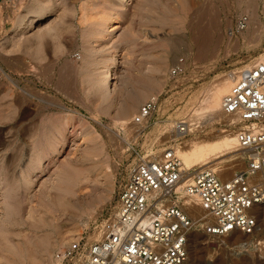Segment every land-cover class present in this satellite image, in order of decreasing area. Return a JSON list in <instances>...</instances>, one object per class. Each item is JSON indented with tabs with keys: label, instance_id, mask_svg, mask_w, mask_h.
Returning a JSON list of instances; mask_svg holds the SVG:
<instances>
[{
	"label": "rangeland",
	"instance_id": "obj_1",
	"mask_svg": "<svg viewBox=\"0 0 264 264\" xmlns=\"http://www.w3.org/2000/svg\"><path fill=\"white\" fill-rule=\"evenodd\" d=\"M258 4L255 10L236 0H0V264H31L42 257L38 243L48 239L55 248L52 264H58L55 254L64 246L101 238L133 160L127 126L153 93H162L163 119L202 126L183 137L169 135L175 142L155 146L157 152L236 134L222 108L208 105L217 85L264 56V0ZM252 10L263 24L258 39L238 27L240 16L251 17ZM111 17L117 18L115 30ZM207 32L213 42L200 39ZM57 34L69 47L58 59L75 61L62 83L55 81L56 54L45 44ZM71 41L78 46L72 53ZM179 58L185 72L171 79ZM113 62L114 95L106 106L97 71ZM127 105L135 106L130 116L123 113ZM161 130L156 125L138 143H152ZM221 156L212 168L222 167L225 176L244 167L239 152ZM65 172L81 185L70 192L73 208L57 211L51 201L65 191ZM179 198L195 217L185 204L199 201L184 192ZM257 209L260 223L251 236L192 232L191 264H264V205Z\"/></svg>",
	"mask_w": 264,
	"mask_h": 264
},
{
	"label": "built area",
	"instance_id": "obj_2",
	"mask_svg": "<svg viewBox=\"0 0 264 264\" xmlns=\"http://www.w3.org/2000/svg\"><path fill=\"white\" fill-rule=\"evenodd\" d=\"M247 20L246 14L240 16L239 29L246 28ZM184 72L185 61L179 58L169 77L176 79ZM162 105V93H153L127 126L132 136L125 142L133 160L101 238L64 246L55 254L58 264H191L192 232L250 235L257 231V206L264 204V57L239 71L222 101V112L236 128L244 167L231 176H225L222 167L204 168L186 178L185 194L196 198L213 221L197 220L177 201V189L188 172L176 143L154 150L161 143L175 142L169 135L188 134L190 129L183 119H163ZM156 125L162 129L160 142L150 141L146 147L143 141L140 146L138 141L146 140Z\"/></svg>",
	"mask_w": 264,
	"mask_h": 264
},
{
	"label": "bare ground",
	"instance_id": "obj_3",
	"mask_svg": "<svg viewBox=\"0 0 264 264\" xmlns=\"http://www.w3.org/2000/svg\"><path fill=\"white\" fill-rule=\"evenodd\" d=\"M236 1H238L239 2V5L240 4H244V5H246L247 6V8L248 7H254V9L256 8H258L259 7V4H258V0H236ZM238 5V4H237ZM241 6V5H240ZM243 9V8H242ZM245 9V8H244ZM243 9V10H244ZM252 9V8H251ZM255 9V10H256ZM248 10V9H247ZM253 11L252 13H251V17H248V20H247V25H246V29H247V31L248 32H253L254 33V35H251L252 37L254 36L255 37V39H258L260 36H261V32H262V28H263V24H262V22H261V20L259 19V17H258V14L256 13V11ZM216 13V12H215ZM241 14V13H240ZM247 15V14H246ZM248 16V15H247ZM116 17H111L110 19H109V23H110V27L112 28L113 27V30H115L116 29V27H114L116 24ZM216 19V18H215ZM34 21H32L31 23H29V25H27L29 28L30 27H32L33 25H34ZM212 24V23H211ZM100 25H102V24H100ZM36 26V25H35ZM103 26V25H102ZM101 26V27H102ZM214 29V28H213ZM210 30V29H209ZM247 32V33H248ZM231 33L233 34V31H231ZM213 34V33H212ZM242 35H243V32H242ZM244 36V35H243ZM213 37L214 36H212L211 35V33H209V32H207L206 34H203L202 35V37H200V39L202 40V39H205V40H207V41H212L213 42ZM198 38V37H197ZM203 42V41H202ZM203 44H204V42H203ZM202 44V45H203ZM205 44H206V42H205ZM208 45V44H207ZM206 45V46H207ZM205 46V45H204ZM203 47V46H202ZM204 48V47H203ZM18 52V51H17ZM115 52V51H114ZM116 54V53H115ZM264 57V56H263ZM15 60V59H14ZM112 60V59H111ZM15 61H19V60H15ZM14 64V63H13ZM119 65V64H118ZM114 66H116L115 65V62H113L112 64H110V65H106V66H99V68H98V75H99V77H97V78H99V81L98 82H101V83H99V84H101V86H103V88H105L104 90V93L102 94V99H103V103L107 106H109V104H110V101H112L111 100V98H112V96L114 95V94H112L114 91L112 90L113 88V86L112 85H114V83H113V67ZM234 75H230V77L228 78V79H225V81H222V83H220L219 85H217L216 87H215V89H214V93H212L213 94V97H212V95L210 96V97H212L210 100L211 101H209V102H212V103H210V104H212L213 106H210V105H208V107H213L214 109H219V108H221L222 107V101H223V98H224V96L229 92V88L231 87V84H232V82H234L236 79H237V77H238V75L236 74V73H233ZM153 85V84H152ZM154 86V85H153ZM154 88V87H153ZM108 89H109V91L111 92L110 94L108 93ZM149 91V90H148ZM150 92V91H149ZM152 93V92H151ZM148 95H149V93H148ZM101 97V96H100ZM208 99V98H207ZM205 103V102H204ZM124 105H126V104H124ZM129 106H130V104H129ZM128 105L126 106V111L125 112H123V113H125L126 114V116H128L129 114H131L130 112H131V110L135 107H132V109H131V107H129ZM204 106V105H203ZM108 108V107H107ZM123 108H125V107H123ZM130 108V109H129ZM135 109V108H134ZM107 110V109H106ZM132 111H134V110H132ZM223 113V112H222ZM210 114V113H209ZM224 114V113H223ZM132 115V114H131ZM206 115V114H205ZM212 115V114H211ZM214 115V114H213ZM212 115V116H213ZM130 116V115H129ZM225 116V115H224ZM190 118V117H189ZM227 118H230V117H228L227 116ZM226 118V119H227ZM212 119H213V117H212ZM217 119V118H216ZM222 120V119H221ZM231 118L230 119H228V121L226 120L225 122H227V123H231ZM211 121H213V120H209V122L211 123ZM221 122H223V120L221 121ZM215 123V122H214ZM219 123V122H218ZM194 124V123H193ZM201 124H203V123H201ZM204 124H207V122L205 123L204 122ZM203 124V125H204ZM199 126H200V124H199ZM197 124H195V125H191V124H189V131H193L192 130V128L193 129H197L198 127H199ZM197 127V128H196ZM200 127H202V126H200ZM199 127V128H200ZM198 128V129H199ZM189 131H188V133H189ZM173 134H178L179 135V137L180 136H185V135H187V134H185V133H173ZM177 135V136H178ZM176 136V137H177ZM220 136H221V134H220ZM223 137H216V138H210V139H204V140H200V141H198V142H195L194 144H192L191 146H189V148L187 149V148H185V149H179L178 148V150H177V152H178V154H179V156L181 157V159H182V161H183V164L185 165V169L187 170V172H188V174L184 177V179L182 180V182L180 183V186L178 187V189H177V193H178V197H177V201H179L180 202V196L183 198V192H184V187H185V185H186V183L188 182V180L189 179H186V178H188V177H192L198 170H201V169H204V168H212V166H214V164H215V162L218 160V159H220V158H222V157H224V156H221V154H223V152H225L226 153V151L227 152H229V154H231V153H234V152H239V154H240V156L242 157V152L243 151H240L239 150V148L237 147V138H236V134L234 133V134H230V135H228V136H224V135H222ZM175 138V137H174ZM188 144V143H187ZM175 147H176V145H175ZM177 149V148H176ZM57 152V151H56ZM55 152V153H56ZM228 154V153H227ZM197 163V164H196ZM194 164V166H195V164L196 165H198L199 166V168L198 169H196V170H194V171H192V169H193V165ZM216 165V164H215ZM233 165H234V162H233ZM236 166V165H235ZM187 167H189V168H187ZM232 169H234L233 167L232 168H230V169H228V170H232ZM219 170V169H218ZM224 170V169H223ZM63 176L65 177H67V179H64L63 177V179H62V185H60L61 187L62 186H64V185H66V188H67V190H66V188H65V191L63 192H61L59 195H57V196H54L53 197V199H52V204H53V208H55V209H57V211H62L61 209H64L63 211H67V210H69L68 208H73L72 206V201H71V197H69L71 194H70V192L72 193V191H73V189L74 188H76L78 185L80 186L81 184H80V179L77 181V179L78 178H76V174H73V173H68V172H65V173H63ZM61 179V178H60ZM61 187H59V188H61ZM62 189V188H61ZM72 190V191H71ZM60 191V190H59ZM68 191V192H67ZM74 192V191H73ZM76 193V192H75ZM72 194H74V193H72ZM184 194H185V192H184ZM180 195V196H179ZM185 196L186 197H188L186 194H185ZM181 204V203H180ZM182 205V204H181ZM185 205H188V206H190V208L192 209V210H194V216L196 217V219L197 220H204V221H213L210 217H208V216H206V214H205V211H203L204 209H202V206L200 205V203H194V201L193 200H189V201H187V204H185ZM262 205H264V204H262ZM262 205H258L257 206V208L258 207H261ZM185 209V208H184ZM186 210V209H185ZM258 210V209H257ZM187 211V210H186ZM41 221L46 225V224H50V223H52V222H49L50 220H48V219H41ZM42 223V224H43ZM85 223V222H84ZM44 225V226H45ZM51 225V224H50ZM49 225V226H50ZM56 225V224H55ZM85 225V224H84ZM54 226V225H53ZM57 230V229H56ZM236 232H238V231H232V232H230L229 234H227V235H230V234H232V233H236ZM241 233V232H240ZM244 235H246V237H248V236H251V235H253V234H250V235H248V234H244ZM101 236H102V234H101ZM64 239V238H63ZM248 240V239H247ZM239 241V240H238ZM238 241H236V244L238 243ZM42 243L41 244H39L38 243V251H39V254H41V256L42 257H35L31 262V264H43V263H45V262H47L48 261V259H49V261H48V263H50V264H52V260H51V258H52V252L54 251V247L53 246H51V245H49V239L48 240H43V241H41ZM240 242V241H239ZM242 245H244V244H242ZM21 247V246H20ZM21 249V248H20ZM19 250V249H18ZM37 251V252H38ZM21 253H22V251H21Z\"/></svg>",
	"mask_w": 264,
	"mask_h": 264
},
{
	"label": "crops",
	"instance_id": "obj_4",
	"mask_svg": "<svg viewBox=\"0 0 264 264\" xmlns=\"http://www.w3.org/2000/svg\"><path fill=\"white\" fill-rule=\"evenodd\" d=\"M45 44L49 47H52L54 50V53L56 54V59L52 63L55 68V81L62 83L64 76L67 75L66 71L64 73V70L69 69V67L72 68L73 65L75 64V61L73 60V58H70L69 55L66 57V60L64 63L61 61V59H58L59 56H62V54H64L65 52H69L68 51L69 47L67 45L66 46L64 45V42L62 40V34H57L54 37L50 35L47 36L45 39ZM74 45L75 43L71 41L70 43L71 53L78 50V46L74 47ZM66 66H69V67L66 68Z\"/></svg>",
	"mask_w": 264,
	"mask_h": 264
}]
</instances>
